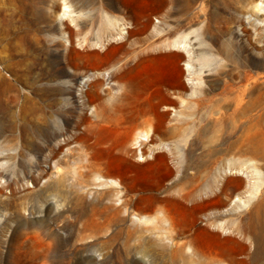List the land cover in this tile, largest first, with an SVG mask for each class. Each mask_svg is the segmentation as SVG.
I'll list each match as a JSON object with an SVG mask.
<instances>
[{"label":"rangeland","instance_id":"374dc122","mask_svg":"<svg viewBox=\"0 0 264 264\" xmlns=\"http://www.w3.org/2000/svg\"><path fill=\"white\" fill-rule=\"evenodd\" d=\"M77 1L0 0V90L2 80L7 81L12 89L6 92L31 97L35 109L29 108L30 103H22V97H19L10 106V117L4 111V94L0 92V171L4 172L0 174V264H42L44 260L38 256L45 252L49 254L47 260L50 264H57L59 255L68 259V264L86 256H92L91 264H182V260L172 261L170 256L157 250L156 244H161L163 240L160 221L138 225L130 220H116L96 232L81 235L78 234V225L71 222L74 212L70 202L66 201L63 214L59 216L55 213L58 210L56 205L48 208L49 195L57 191L54 188L57 177L53 161H59L62 171L69 172L70 178L75 173L78 185L93 190L90 193L87 189L88 201L105 190L97 186L93 174L86 173L83 167L86 155L84 144L81 145L82 142L74 137L77 132H83L84 141L93 143L92 153L96 160L106 164L125 184L140 190L138 193L148 200L165 194L183 174L188 175L197 169H201V175L205 174L204 165L208 163L209 151L216 150L212 155L215 160L207 174L211 181L206 179L203 190L214 186L213 173L223 164L230 165L243 183L231 182L228 191H233V196L228 204L213 209L206 203L191 205L190 202L179 201L176 215L185 227H193L196 244L206 252L214 244L204 227L210 215L213 219L217 217L215 220L220 223L238 225L245 232L251 204L264 194L263 160L217 155V150L223 148L225 141L220 140L219 147L216 144L223 124L215 121V110L207 106L197 109L194 102L196 87H199V94L207 93L214 98L221 95L222 82L233 62L218 52L209 31H197L203 44L198 45V41L193 44L194 51H203L214 58L209 63L200 61L195 53L190 54L189 59L184 50L163 47L167 37L173 38L179 33H167L162 28L160 33L159 28H154L161 20L174 24L179 18L176 7L166 6L164 0H124L129 6L126 14L130 23L128 26H133L129 29L126 54L121 40H107L110 32L100 24V20L105 18V11L99 13L101 16L93 13L78 15ZM64 11L68 14L62 15ZM108 15L121 24V14L112 11ZM86 20H89L88 23L80 27ZM198 26L194 23L193 30L196 31ZM240 28L238 24L232 26L234 37H237ZM241 37L244 40L247 34ZM259 45H264V41H260ZM239 58L243 56L235 59ZM126 69L139 82L135 81L132 88L127 89L129 99L113 105L114 100L125 91L118 84L117 75ZM95 70L105 73L98 92L108 112L107 119L96 115L95 101L88 102L94 97L90 93L94 89L92 83L90 85V75ZM199 76L202 82L197 86ZM55 97L62 98L57 102L51 101ZM208 109L211 111L209 118L196 123ZM166 110L165 115L162 111ZM140 113L145 114V118L149 113L147 119L152 128L156 127V135H152V128L144 123V129L150 131V136L140 145L132 144V153L128 156L122 147L125 144L130 147L135 134L133 124L138 114L141 116ZM43 114L48 118L46 122L43 121ZM23 125L28 126L27 132L22 131ZM89 126L92 132L87 128ZM58 129L59 132L55 133ZM160 141L165 142L164 146H179L186 151L185 158L182 157L183 164L188 165L186 171L182 173L179 170L174 158L163 156L168 153L167 149L158 148L155 150L157 153L152 151L162 144ZM60 142L63 144L59 148ZM56 148V157L49 161L50 151ZM140 148L142 155H139ZM40 172L44 176L42 179L38 176ZM257 179L260 180L257 184L262 183L259 186L261 193L256 189ZM42 189L39 197L37 192ZM60 190L69 194V187ZM251 192L255 195L245 205L241 203L243 206L238 212L229 211L236 197L240 196L245 201ZM197 194L199 191H194L190 198ZM13 202H18V207ZM40 219L49 222V227L44 229V240L37 242L30 238L27 249L16 251L14 246L20 235L29 228L39 229ZM129 231L131 235H128ZM52 238L58 243L56 252L49 247L48 240ZM146 240L155 249L144 251ZM31 242L36 243L33 245ZM248 247L250 251L254 249L249 241ZM200 258L196 255L190 257L206 262ZM256 264H264V257Z\"/></svg>","mask_w":264,"mask_h":264},{"label":"bare ground","instance_id":"6f19581e","mask_svg":"<svg viewBox=\"0 0 264 264\" xmlns=\"http://www.w3.org/2000/svg\"><path fill=\"white\" fill-rule=\"evenodd\" d=\"M77 2L79 3V5L76 6L79 12L78 15L87 16L93 13L101 16V14H103L102 11H105V18L102 17L103 19L100 20V24L110 32L107 40H121L122 47H125L124 54H126L127 48L125 45L128 42L129 29L133 28L132 25L128 26V24H130L128 22V16L126 15L128 13V4L124 0H78ZM164 2L165 5L170 6V8L176 7V13L179 14V18L176 19L174 24H169L161 20L154 28H159V30L162 28L163 31L167 33H179L173 38L167 37L163 47L184 50L189 55V59L192 56L190 54L195 53V56L197 55L200 61L209 63L214 58L203 51H194L195 47L193 45L195 41H198V45L203 44L197 31H209L212 42L217 45L218 52L233 62L231 69L222 82L223 85H221V95H219V97L214 98L213 95L209 97L207 93L199 94V87H196L198 88L196 91L194 90L196 94L194 102L196 103L197 109H201V107L204 106L210 107L211 110L216 111L215 114L217 117L215 116V121L223 124L221 134L219 133L220 135L217 136L216 140H218V142L216 144L218 145L220 140H225L223 141L224 146L218 149L216 154L218 155V153H220L223 156L226 155V157L230 154L235 158L236 156L240 158H242V156H247L250 157V159L257 158L263 160L264 165V45H259L260 41H264V0H164ZM64 7L68 8L67 5H64ZM67 11L70 13L71 10L68 9ZM112 11H116L122 15L121 24L116 22L117 19L110 18L108 12ZM169 11L168 9L167 12ZM66 14H68V12L64 11L62 15ZM88 21L86 20L83 22L80 27H84ZM194 23L199 24L196 31L192 28ZM237 24L241 26V28L238 29L236 34L237 37H234L232 35V26ZM117 25L118 29L116 28ZM244 34H247V38L243 40L241 36ZM246 51L249 52L245 53ZM172 54L174 56H179L177 53ZM238 56H243V58L235 59L236 57L238 58ZM129 73L128 69H126L117 75V82L125 91L114 100L113 105H116L119 101L123 102L127 100V92H129L127 89L129 87L132 88V84L135 81L139 82V79H133ZM90 76V85L92 83L94 87V89L90 90V93L91 95L93 94L94 97L89 99L88 102L95 101L94 106L96 115H100L107 119L108 112L104 103L101 101L102 96L98 92V88L102 84V77L105 76V73L95 70ZM198 79L199 81L196 82L197 86L201 85L202 82L200 76ZM10 89H12V85L2 80L0 92L3 91L4 94L3 104L6 115L11 117L12 112L10 106L14 104L19 97H22V103L32 104L29 108L35 110L33 104L34 100L31 97L21 95L17 92H6ZM60 98L62 97H55L51 101L57 102ZM25 110L26 109L23 111ZM209 112L211 111L208 109L204 114H201L195 122L200 123L208 119ZM162 113L166 115L167 110L164 112L162 111ZM142 114L141 116L138 114L136 118L134 116L135 122L133 125L135 127V134L130 142V147H127V144L122 147L123 151L128 154V156L132 153V144L140 145L148 140L150 136V131L144 129L145 127L143 126L145 123L149 128H152L150 120L147 119L150 117L148 115L149 113L146 115L147 118H145V114ZM42 116L43 121L46 122L48 118L44 117L45 114ZM131 117L133 118V116ZM110 118L113 119L112 117ZM152 119L155 121L154 118ZM87 128H89V132H92V127L89 126ZM82 129L84 130V128ZM27 130L28 126L26 125L25 127V125H23L22 131L27 132ZM200 130L202 131V128H200ZM57 132H59V129L56 130L55 133ZM155 133L156 127L153 126L152 135ZM74 137L76 141L82 142L81 145L84 144L83 148L86 156L84 157L83 167L86 169V173L90 175L93 174L97 186L105 190L96 194L93 200L88 201L86 194L90 189L88 187L83 188L81 184L78 185L75 173H72L70 178V175H68L69 172L62 171L60 162L53 161V167L55 168L57 177L54 188L57 191L53 193L52 196L49 195L47 205L49 209L53 205H56L58 210H56L55 213L59 216L63 214L65 209L64 206L67 205V202H70L72 205V212H74L71 222L74 225H78V234H91L92 232H96L99 228H105L116 220H130L132 224L138 225L153 224L155 221H160L163 225V240L161 244H156L157 250L162 253V255L166 254L170 256L172 261L182 260V264H256L264 257V194L251 204L249 217L245 222V232L241 231L238 225L216 221L215 219L217 217L213 219L210 215L207 218L204 227H206L209 231V235L214 240V244L210 247L209 252L202 250V248L196 244L194 238L195 230H193V227L189 229L185 227L176 215V204L179 201L190 202L191 205L206 203L210 204L213 209L228 204L231 202L233 196V191H228L231 182L240 181L243 183V179L237 175L236 171H232L230 165L226 166L223 164L216 173H213L215 178L214 186L210 189L208 187L203 190L206 179H209L207 174H209L212 161L215 160L212 158V155L216 150L212 149L209 151L210 157H208V163L204 165L206 166L205 174H200L201 169L188 173V175L183 174L176 179L169 187V191L165 194L148 200L145 195L138 193L140 190L138 191L125 184L106 166V164L100 160H96V157L92 153L93 143L84 141L83 132H77ZM161 143L162 144H158L154 147L155 149L152 151L154 152L158 148L167 149L168 153L166 154L164 152L166 155L163 156L167 158L170 157L171 159L174 158L176 164H178L179 170L182 171V173L186 171L188 165L183 164L184 161L182 160L185 158L186 151H182V148H179V146L170 148L164 146L165 142ZM61 144L63 143L60 142L59 148ZM57 151V148L50 151L48 155L49 161L56 157ZM139 151V155H142L141 148ZM160 152L163 153L162 150H160ZM0 174H4V172L0 171ZM38 176L40 179L44 178L41 172ZM259 181L260 180L257 179L255 184ZM261 184L262 183L256 185V189L259 192V186ZM79 186H81V188H79ZM62 187H69L68 195L61 192L60 188ZM175 187L176 189H173ZM171 188L172 190H170ZM44 189L37 192L39 197H41ZM92 191L90 190V193ZM194 191H199V194L190 198ZM254 195L255 194L252 193L245 201L241 200L240 196L236 197L229 211L234 213L238 212L243 206L242 204L245 205V203H248ZM13 205L18 207L19 203L13 202ZM38 222H41L39 229L29 228L20 235L14 246L16 251L27 249L29 246L27 240L30 238H33V241L44 240L43 234H45V228L49 227V222L48 220L43 221V219H40ZM207 225H209V228H207ZM128 235H131V231H129ZM48 241L49 247L56 252L58 250L57 241L53 238ZM248 241L250 245H253L254 249L252 248V251L249 250ZM35 243L32 244L34 245ZM151 245L149 241L144 242V251H146V249H155V246L151 247ZM195 255L199 258L201 257L200 259L206 262H202L198 259H190V257H194ZM48 256L49 254L45 252L42 256L38 257L43 258L44 261L42 264H50L47 260ZM56 263L68 264V259L59 255ZM91 263L92 256H86L82 257L80 261L74 264Z\"/></svg>","mask_w":264,"mask_h":264}]
</instances>
